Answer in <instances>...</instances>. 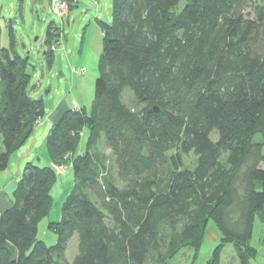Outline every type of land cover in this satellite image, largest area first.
<instances>
[{
    "label": "trees",
    "instance_id": "16d2710c",
    "mask_svg": "<svg viewBox=\"0 0 264 264\" xmlns=\"http://www.w3.org/2000/svg\"><path fill=\"white\" fill-rule=\"evenodd\" d=\"M109 19L100 22L89 109L67 108L51 124L48 162L25 163L11 205L0 213V264H58L73 235L72 264H168L183 247L200 250L209 219L222 235L207 264H220L226 243L238 264H250L254 215L264 223V0H112ZM6 31L0 171L45 115L43 100L29 94L28 61L10 25ZM61 32L48 24L47 55ZM127 93L133 104L124 101ZM99 137L120 181L156 168L164 171L162 183L136 179L118 188L99 180L97 162L87 155ZM190 151L192 169L182 161ZM67 162L74 184L60 220L49 223L57 241L47 246L36 239L37 225L53 202V166Z\"/></svg>",
    "mask_w": 264,
    "mask_h": 264
},
{
    "label": "rangeland",
    "instance_id": "374dc122",
    "mask_svg": "<svg viewBox=\"0 0 264 264\" xmlns=\"http://www.w3.org/2000/svg\"><path fill=\"white\" fill-rule=\"evenodd\" d=\"M184 1V0H181ZM112 0H97L91 3L79 0L69 7L64 17L56 15L51 9V0H0V44L7 45L6 27L11 26L15 34L16 50L27 57L28 72L31 75L29 94L32 98L42 99L45 116L39 121L33 137L23 148L13 152L9 157L7 168L0 174V186L9 187V173L20 179L25 163L32 161L46 164L48 155L44 146L46 134L51 124L48 120L50 111L60 102L76 107L89 109L94 96V83L97 77V62L102 50L101 21L110 19ZM50 22L62 28L60 43H55L53 55H47L46 29ZM82 68L83 71L78 70ZM127 104H133V96L127 93L124 97ZM215 139L216 135H212ZM35 140V141H34ZM86 130L81 134L78 154L83 153ZM33 145V146H32ZM87 153L89 163L94 164L99 180L112 182L118 188L132 186L134 181L155 178L160 183L165 178L164 171L154 168L141 177L130 182H122L117 178L116 165L110 150L104 145L102 137L97 139L94 147ZM94 159H92V158ZM183 166L192 169L196 165V156L192 151L182 155ZM57 182L53 187V202L48 214L37 225L36 239L47 246L57 241L56 233L49 228L50 222L61 218V206L66 195L73 188L72 162L54 165ZM18 174V176H16ZM11 185V183H10ZM93 198V196L90 194ZM221 231L214 220L209 219L205 226L200 250L183 247L168 264H207L213 249L221 242ZM264 223L258 214L254 215L250 245L256 249V256L250 264H264ZM77 253V237L73 235L66 243L63 257L56 259L58 264H72ZM148 264H158L157 259H150ZM220 264H238V258L232 243L223 245L220 252Z\"/></svg>",
    "mask_w": 264,
    "mask_h": 264
},
{
    "label": "crops",
    "instance_id": "0c3cea01",
    "mask_svg": "<svg viewBox=\"0 0 264 264\" xmlns=\"http://www.w3.org/2000/svg\"><path fill=\"white\" fill-rule=\"evenodd\" d=\"M87 1H89L91 3H97V0H87ZM74 2H75L74 4H76V3L79 2V0H74ZM74 105L73 104L72 105H68V103L65 102V101L60 102L48 114L49 123L52 124L56 119H58V117L61 115V113L64 110H66L67 108H71ZM32 137H33V134L31 135L30 139ZM23 147H21V148H23ZM47 162H48V160H47ZM1 172H3V171H0V174H1ZM8 175H9V179H10L11 185L9 183V187H6L5 184L2 187L0 186V213L3 212L8 207H10V205H11L12 192L14 190V187L16 185V182L18 181V178L17 177H12L10 173ZM16 176H18V174H16Z\"/></svg>",
    "mask_w": 264,
    "mask_h": 264
},
{
    "label": "built area",
    "instance_id": "2783aa9c",
    "mask_svg": "<svg viewBox=\"0 0 264 264\" xmlns=\"http://www.w3.org/2000/svg\"><path fill=\"white\" fill-rule=\"evenodd\" d=\"M51 9L56 15L64 17L69 9L68 0H51ZM78 71L82 72L83 69L80 68Z\"/></svg>",
    "mask_w": 264,
    "mask_h": 264
},
{
    "label": "water",
    "instance_id": "95a60500",
    "mask_svg": "<svg viewBox=\"0 0 264 264\" xmlns=\"http://www.w3.org/2000/svg\"><path fill=\"white\" fill-rule=\"evenodd\" d=\"M25 59H27V57H25ZM156 110V109H155Z\"/></svg>",
    "mask_w": 264,
    "mask_h": 264
}]
</instances>
